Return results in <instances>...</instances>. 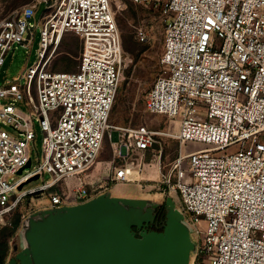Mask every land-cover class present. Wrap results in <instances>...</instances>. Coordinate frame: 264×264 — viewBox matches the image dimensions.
Returning a JSON list of instances; mask_svg holds the SVG:
<instances>
[{"label":"built area","instance_id":"1","mask_svg":"<svg viewBox=\"0 0 264 264\" xmlns=\"http://www.w3.org/2000/svg\"><path fill=\"white\" fill-rule=\"evenodd\" d=\"M131 1L154 4L164 15L162 73L144 102L149 113L168 117L178 128L154 130L144 123L119 128L114 156L145 152L161 135L180 144L210 145L180 152L162 181L179 193L189 226L206 221L203 236L197 229L191 264H264V0ZM44 5L36 60L21 73V83H0V100L12 97L28 108L0 103V123L24 136L0 127V226L11 224L28 196L58 187L50 193V206H68L106 187H91L84 179L111 128L123 77L122 36L111 0H44ZM39 6L29 4L0 20V69L14 45L33 48L31 19ZM68 33L82 40L78 69L53 70L50 62ZM35 116L44 132L40 161L10 181L31 158ZM45 172L50 181L18 188ZM131 174L123 166L116 180L129 181ZM72 179L77 185L69 194L61 184Z\"/></svg>","mask_w":264,"mask_h":264},{"label":"rangeland","instance_id":"2","mask_svg":"<svg viewBox=\"0 0 264 264\" xmlns=\"http://www.w3.org/2000/svg\"><path fill=\"white\" fill-rule=\"evenodd\" d=\"M48 1L56 3L57 0ZM35 3L40 6L36 17L31 19L34 27H36L33 48L30 49L29 46L24 47L20 44L12 47L0 69L1 84L7 82L21 83L22 81L19 78L21 73L36 60L40 32L37 20H39L45 5L44 0H0V20L16 10ZM111 4L122 36L123 77L110 114L111 128L105 136L100 154L90 171L88 180L91 183V187L100 184L109 187V191L115 197L148 198L157 204L165 205L168 208L167 210L177 208L183 213L181 197L178 192L170 190L162 183L164 175L170 173L173 163L180 155V152L185 154L191 150L210 145L192 140L184 141L180 144L172 136L161 135L156 137L157 142L145 152L130 150L125 158L114 156V154L118 155L115 148L119 144L117 145L116 142L122 134L118 130L119 128L132 127L144 123L154 130L166 131L170 128L176 131L178 125L164 115L149 113L145 108L144 102L145 95L155 79L162 73L161 58L164 51L165 33L164 15L160 8L154 4L143 5L134 3L131 0H111ZM81 52L82 40L80 37L74 33H68L58 46L50 62V68L53 70L76 71L79 66ZM10 102H13L16 107L22 108L23 111H28L22 100L13 101L12 97L0 100L1 104ZM0 127L12 136L24 138L11 125L0 123ZM35 131V140H31L28 146L29 156L32 159L30 168L37 166L40 161L44 138V132L39 121L36 120V116ZM115 132H117V139H115ZM123 143L121 142V144ZM123 166H130L133 171L138 170L140 172L145 169L149 172V176L146 178H134V175H132L129 181H117L116 172ZM20 176L21 174L15 173L10 175L8 179L14 181ZM51 179L52 175L49 172H45L39 178L24 184L21 190L37 188ZM76 185L77 181L72 179L67 186L62 183L61 187L70 194ZM56 190H58V187L38 195L26 197L12 214V221L19 216L21 222L15 234L8 240L9 255L7 263L19 251L23 250L27 244V233L31 230L29 225L31 217L41 215L45 210L57 211L63 209V205L50 206V193ZM184 218V222L189 226V216L187 215V218ZM201 220L200 224L189 226L191 238L195 244L200 240L197 229L203 236L206 228V221ZM46 221L50 220H44L43 222ZM2 228L3 226H0V231ZM193 258L194 253L191 252L189 264H191Z\"/></svg>","mask_w":264,"mask_h":264},{"label":"water","instance_id":"3","mask_svg":"<svg viewBox=\"0 0 264 264\" xmlns=\"http://www.w3.org/2000/svg\"><path fill=\"white\" fill-rule=\"evenodd\" d=\"M31 166L29 158L17 173ZM39 177L24 180L18 188ZM62 210L31 217L27 244L7 264H189L195 249L177 208L169 209L162 231L149 229L156 215L146 199L103 193Z\"/></svg>","mask_w":264,"mask_h":264},{"label":"trees","instance_id":"4","mask_svg":"<svg viewBox=\"0 0 264 264\" xmlns=\"http://www.w3.org/2000/svg\"><path fill=\"white\" fill-rule=\"evenodd\" d=\"M165 211L159 208L156 211V219L150 224V230L162 231L164 229ZM21 219L17 216L10 225H5L0 231V264H7L9 255V238L12 237L20 226Z\"/></svg>","mask_w":264,"mask_h":264},{"label":"crops","instance_id":"5","mask_svg":"<svg viewBox=\"0 0 264 264\" xmlns=\"http://www.w3.org/2000/svg\"><path fill=\"white\" fill-rule=\"evenodd\" d=\"M132 175H134V178H146V177L149 176V172H147L145 169L142 170V172H140V171H138V170H137V171H136V170H135V171L132 170V174H131V176H132ZM138 176H139V177H138ZM88 178H89V177H88ZM88 178H86V179H84V180H85V181H89ZM131 178H132V177H131ZM100 193H101V194H103V193H109L110 197H115V196H113L112 193L109 191V187H104V188L100 189ZM97 196H98V195H97ZM120 198L146 199V200H148V206L151 207V208H153V213H154L155 215H156V211H157L159 208H163L164 211H165V218H164V225H165L166 220H167L168 211H169V210H167L168 208H166L165 205H163V204H157L156 202H153L152 199H148V198H131V197H120ZM84 202H86V201H84ZM84 202L74 203V204H72V205H76V204H80V203H84ZM155 219H156V216H155ZM154 222H155V220H154ZM154 222H152V223H154Z\"/></svg>","mask_w":264,"mask_h":264},{"label":"flooded vegetation","instance_id":"6","mask_svg":"<svg viewBox=\"0 0 264 264\" xmlns=\"http://www.w3.org/2000/svg\"><path fill=\"white\" fill-rule=\"evenodd\" d=\"M149 229H150V227H149Z\"/></svg>","mask_w":264,"mask_h":264}]
</instances>
